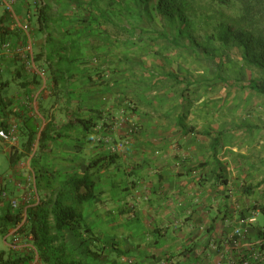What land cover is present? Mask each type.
Returning a JSON list of instances; mask_svg holds the SVG:
<instances>
[{"label":"crops","instance_id":"0c3cea01","mask_svg":"<svg viewBox=\"0 0 264 264\" xmlns=\"http://www.w3.org/2000/svg\"><path fill=\"white\" fill-rule=\"evenodd\" d=\"M117 8L87 2L73 15L60 1L52 9L77 41V61L65 66L74 76L63 86L53 87L43 58L36 65L46 71L45 87L23 72L20 58L3 57L0 83L9 85L0 84V127L17 123L21 142L27 119L36 139L51 123L50 137L57 142L48 151L59 171H83L107 157L94 169L98 197L85 212L89 232L80 241L69 235L70 248L90 257V264H240L264 244V186L257 187L264 157L246 161L232 154L224 134L210 126L212 114L196 111L199 83L208 98L213 81L168 69V47H151L150 35L142 46L116 37L128 25L117 26L102 12ZM7 19L4 27L11 30ZM32 35L36 53L45 35L35 29ZM171 53L180 60L181 52ZM14 116L16 122L8 121ZM88 121L95 125L90 130L84 127ZM124 140L126 146L111 151ZM0 149L8 155L1 143ZM14 168L1 177L13 176ZM252 187L249 196L245 191Z\"/></svg>","mask_w":264,"mask_h":264},{"label":"trees","instance_id":"16d2710c","mask_svg":"<svg viewBox=\"0 0 264 264\" xmlns=\"http://www.w3.org/2000/svg\"><path fill=\"white\" fill-rule=\"evenodd\" d=\"M42 1H25L27 6L22 5L23 8H27L25 17L29 27L34 20L33 29L45 35L44 44L36 53L34 52L35 42L33 44L34 61L36 63L43 58L49 66L53 87H57L58 84L63 86L66 78L74 76L65 66L72 68L77 61L75 56L78 49L74 47L77 41L74 38L71 39L70 32L61 28L62 17L58 13L53 14L50 4L47 2L43 4ZM60 1L63 0H52L56 6ZM98 1L90 0L89 3L96 4ZM107 1L110 7L118 8L102 12L103 16L110 12L115 17L126 13L135 16L139 21L141 14L137 10L134 13L132 7V5H138L143 7L150 16L154 10L160 20L164 18L173 27L176 25L173 36H169L164 31H151L149 35L153 37V44L158 42L166 47L170 45L172 48L180 46V39L189 36L190 30H194L195 25L200 23L204 32L203 36H207L218 47L231 46L239 49L242 64L257 75V79H249L240 88L247 89L258 96H264V0H122V3L119 0ZM7 18L6 14L0 18V45L5 41L14 43V40L19 42V46L24 45L26 39L22 31L16 30V33L4 27V23L8 21ZM153 18L152 16L151 19ZM100 19L104 23L109 20L107 17ZM30 30L32 32V27ZM22 69L23 72H27L24 65ZM31 75L35 77L34 74ZM219 81L226 85L223 79L219 78ZM175 82H177L176 78ZM0 84L5 88L9 82ZM2 100L0 94V103ZM8 116L11 114L8 113ZM15 118L16 116L9 118L8 121L18 119V117ZM89 122L88 126L84 125L88 130L95 126L90 125ZM3 126L6 127L7 124ZM23 128L25 132H23L24 138L21 139V151L10 152L7 157L10 169L23 159L30 158L29 167L33 173L39 201L26 210L25 220L22 223L23 215L11 211L7 200L1 197L0 236L3 239L19 226L16 231L18 238L20 236L19 243L30 245L33 251L8 250L7 253L0 250V264H28L35 257L34 264H90L88 261L90 257L83 258L70 248L69 235L80 241L82 232H89L85 222V212L98 197L94 169L100 162L107 160V157L90 162L83 171H59L54 168L53 159L48 151L49 144L57 142V139L50 137L51 123L45 126L37 139V131L28 126V119L24 121ZM35 142H37V149L33 152ZM3 177L0 175V180L3 179L0 181V193L6 191L7 197L13 198L9 195V193L12 195L13 191L8 189V184H12L11 178ZM9 180L11 182H8ZM260 186H264V178L257 184V187ZM15 190L18 195L22 191L17 185ZM248 190L245 192L250 196L253 194L254 187ZM8 242L10 239H6V243ZM262 248L264 249V244ZM87 250L90 252L86 248V256L89 254Z\"/></svg>","mask_w":264,"mask_h":264},{"label":"rangeland","instance_id":"374dc122","mask_svg":"<svg viewBox=\"0 0 264 264\" xmlns=\"http://www.w3.org/2000/svg\"><path fill=\"white\" fill-rule=\"evenodd\" d=\"M25 1L31 0H14L12 9L6 11L5 6L2 4V0H0V18L4 16V14L10 18V22L8 23L11 27L10 31H13V29L17 27V21L19 24L26 22L27 18L25 16L27 15V8L22 7L23 4L25 7L27 6ZM63 1L66 3L70 13L79 15L77 14L81 11L79 7L90 0ZM119 1L121 3L123 2L122 0ZM44 2L49 3L52 9L55 7L52 0H44ZM98 2L104 7L110 6L107 0H99ZM137 6L138 5H132L134 9L133 12L136 13L137 10L141 14V19L139 21H137L135 16H130L126 13H122L120 16L115 17L110 12L109 18L111 22L115 23L117 26L128 25L126 32H117L116 37L120 38L119 40L129 39L131 42H136L137 45L142 46L141 44L144 43V39L149 37L151 31H164L169 36H173L176 25L173 27L164 18L160 20L154 10L152 12L154 18L151 19L152 16L143 10V7ZM149 7L152 8L151 6ZM33 21L34 20H32V22ZM32 22L30 27L33 29ZM107 27H109V25ZM110 29H112V27ZM189 33V36L185 37L186 39H180V46L172 48L168 44L169 46L168 49L166 48V52H168L169 55L164 56L166 59L164 62L168 63L166 67L178 73L185 71L184 75L190 77V79L202 78L203 80H207V78H209L208 80L213 81V88H211L212 90L208 98L203 95L204 90H201L203 83H199V92H196L193 99L194 107L197 108V110L194 109V111L201 110L204 114L209 111L210 115L212 114L215 121L210 124V126L216 133L221 132L224 134L223 141L232 149V154L242 156L246 161L254 158L257 160L261 156L264 157V96H258L247 89L240 88L244 86L249 79H257V75L242 64L240 60L241 51L239 49L231 46L218 47L209 40L207 36H203L204 32L202 31V25L200 23H197L194 30H190ZM157 45L159 44H153L151 47H158ZM162 46L163 45H161V47ZM171 51L174 53L181 52L182 56H180V60L178 56L176 57L177 54H172ZM195 69L198 73L196 75ZM219 78L223 79L226 85L221 83ZM163 85L165 86V84ZM35 145L36 142L34 143L33 149H35ZM5 148L7 153L19 151L18 149H21V142L14 147ZM7 156L0 152V175L10 172ZM240 159L243 158L240 157ZM27 160L28 159H23L14 168V175L17 177H10L12 181L11 192L13 191L14 194L12 192V195L10 193L9 195L12 197L20 195V193L18 195L15 190L17 183H19L23 189L27 188L30 184L31 175L27 168ZM246 161H244V163ZM256 175L261 174L257 173ZM259 220L263 222L262 217H260ZM3 241L4 239L0 236V250L8 253L9 249L5 246Z\"/></svg>","mask_w":264,"mask_h":264},{"label":"built area","instance_id":"2783aa9c","mask_svg":"<svg viewBox=\"0 0 264 264\" xmlns=\"http://www.w3.org/2000/svg\"><path fill=\"white\" fill-rule=\"evenodd\" d=\"M13 3L14 0L3 1V5L5 6V9L7 11H10L12 9ZM16 24H17L16 25L17 28L20 31H22V33L25 35L26 42L22 46H19V44L15 45L11 41H5L0 45V78L2 77L3 74V68L1 65L3 57L7 58L11 56H16L18 60L20 58L21 61L23 62L24 69L27 72L34 74L36 77H38L43 87H45L46 71L43 68L38 67L34 61V55H33L34 38L33 35L31 34L30 27L26 22H24L23 24H19V22L17 21ZM134 131L135 128H132L129 131V133H133ZM19 138L20 136H19V129L17 124L10 123L6 127H0L1 145H4L5 147H14L19 143ZM128 143H129L128 140H124L123 143H119L117 146L112 147L111 151L114 152L116 151L117 148H123ZM16 185L17 187L22 189L19 196L8 198L6 191H1L0 198L2 197L4 200H7L11 211L19 212L23 215V221H22L23 223L25 220L26 210L29 207L36 205L39 201V198L35 189L34 177L32 173H31V181L27 188L23 189L19 183ZM254 217L255 216L251 218V220L249 221L250 223L254 221ZM18 228L19 226L13 229L12 231H10V233L3 238L4 241H6L7 238L10 239V242H8L7 246L13 251L24 249L27 250L28 252H32L33 248L30 245L19 243L20 236L18 238V235L16 234ZM234 235L240 237L242 235L240 229H235ZM35 261H36V257L28 264H34ZM262 262H264V249L262 248V246H259L257 249L252 250L248 256L243 257L241 259L240 264H254V263L256 264Z\"/></svg>","mask_w":264,"mask_h":264},{"label":"clouds","instance_id":"9594fccd","mask_svg":"<svg viewBox=\"0 0 264 264\" xmlns=\"http://www.w3.org/2000/svg\"><path fill=\"white\" fill-rule=\"evenodd\" d=\"M3 1H4V0H2V4H3ZM41 1H42V0H41ZM37 2H38V1H37ZM42 3L45 4L44 1H42ZM5 10H6V9H5ZM6 11H7V10H6ZM16 28H17V27H16ZM17 29H18V28H17ZM18 30H19V29H18ZM19 136H20V135H19ZM32 174H33V173H32ZM30 175H31V172H30ZM5 242H6V241H5ZM7 244H8V243H7ZM7 244H6V245H7ZM7 247H8V246H7ZM8 248H9V247H8ZM9 250H11V249L9 248ZM20 250H23V249H20ZM11 251H13V250H11Z\"/></svg>","mask_w":264,"mask_h":264}]
</instances>
